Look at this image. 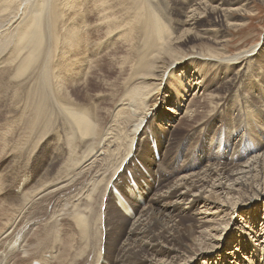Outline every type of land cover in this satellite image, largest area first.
<instances>
[{
  "label": "bare ground",
  "instance_id": "6f19581e",
  "mask_svg": "<svg viewBox=\"0 0 264 264\" xmlns=\"http://www.w3.org/2000/svg\"><path fill=\"white\" fill-rule=\"evenodd\" d=\"M256 4L264 0H0V96L13 98L0 158L17 173L0 174V264H53L58 243L61 264H229V254L219 262L216 243L240 226L233 217L249 212L243 223L256 231L264 222V36L231 49ZM120 45L113 62L95 60L93 48L113 47L112 55ZM178 71L184 82L169 74ZM162 82L177 89L159 107ZM194 85L210 100L191 103L180 128L168 130L166 106L181 111ZM239 107L246 115L236 116ZM182 125L201 128L198 147L177 166ZM202 134H217L214 146ZM79 182L77 209L66 207L71 221L42 213V200ZM201 212L218 224L202 229L211 223L197 219ZM244 235L232 258L242 261L247 242L250 263L259 264L261 249Z\"/></svg>",
  "mask_w": 264,
  "mask_h": 264
},
{
  "label": "rangeland",
  "instance_id": "374dc122",
  "mask_svg": "<svg viewBox=\"0 0 264 264\" xmlns=\"http://www.w3.org/2000/svg\"><path fill=\"white\" fill-rule=\"evenodd\" d=\"M258 8V9H257ZM253 9H254V11H255V13H257L258 15H257V17L256 18H250V20L248 21V27L247 28H245L243 31H241V32H233L234 34H233V38H232V41H231V49L233 50H231L232 52H236L238 49H243V48H245V47H247V46H250L251 44H259L260 42H261V40H262V37L264 36V7H262L261 8V6H260V4H256L255 5V7H253ZM10 13V12H9ZM11 14V13H10ZM253 19V20H252ZM1 30L3 31V30H5V23L4 24H2V28H1ZM10 37H14V31L13 32H10V33H8L7 34V39H9ZM239 37V38H238ZM89 44V43H88ZM116 46V45H115ZM114 46V47H115ZM90 47H92V46H90ZM104 48V47H103ZM112 49H113V47H111ZM107 49V50H105V49H101V50H99L98 51V49L97 48H93V54H94V56L96 57L95 58V60H99L101 57H103V56H108L105 60H104V62L106 61V62H110V61H114V58L117 56H119L120 55V53L119 54H117L118 52H121V51H123V46L122 45H120V47H119V49H117L116 51H114V53L112 54V55H110V52H111V50L112 49ZM100 53V54H99ZM110 55V56H109ZM115 55V56H114ZM69 58V53H68V56H67V59ZM190 58V56L189 55H187L186 56V59L185 60H188ZM71 64L72 65H69L72 69L74 68V66L75 67H77V65H75V60H71ZM175 71V70H174ZM173 72V71H172ZM169 73L170 74V76L173 78V79H176V80H178L179 81V83H181V82H184V77H185V72L184 73H180L179 71L178 72H176V73ZM71 74H73V71L71 72ZM168 74V75H169ZM168 75H167V77H168ZM72 77L74 78V76L72 75ZM118 76L117 75H115L114 77H113V79H111L110 80V82L111 83H113V82H115V79L117 78ZM100 79V74L97 76V81H100L99 80ZM167 79V78H166ZM77 80H81V78L79 77ZM227 82H228V80H227ZM251 82V81H250ZM249 82V83H250ZM81 83V82H80ZM166 82H162L161 84H159V86L160 87H162V90H161V92L160 93H158L157 95H158V98H157V104L159 105V107L161 106V105H163L166 101H167V98H171V96H170V93H171V88H173V89H177V82H173L172 84H171V87H168V86H166V84H165ZM261 84H262V90L264 91V83L263 82H261ZM203 85V84H202ZM164 86H166V88L164 89ZM75 87V86H74ZM185 90H186V94L183 96V99H182V105H181V111H176V110H173L172 108H173V105H171V104H168L167 106H166V109L168 110V114H170V115H172V116H174V118H172L171 120H170V122H169V124L170 125H168V130L169 129H172V132L173 131H176L178 128H180V121H181V119L183 118L182 116H184L185 115V113H186V109L188 108V106L191 104V103H193V102H197L198 103V107L200 106L199 104H202L204 101L206 102V100H210V96L209 95H207L208 93L207 92H205V93H203V92H201L199 89H197V86L196 85H194V86H192L191 87V89H189V88H186L185 87ZM204 90V89H203ZM213 90V89H212ZM211 90V91H212ZM10 96H12L9 92H4V94H2L1 96H0V123H4L7 119V117H6V113H7V111H9L10 109L9 108H7V105H9V104H11L12 102H13V98L12 97H10ZM108 95H106L105 97H107ZM101 98L103 97V96H100ZM99 98V97H98ZM261 99H263V97H260ZM6 99V100H5ZM9 99V100H8ZM5 100V101H4ZM73 101V100H72ZM233 101V100H232ZM231 101V99H229L226 103H228V102H232ZM2 102V103H1ZM4 102V103H3ZM74 102V101H73ZM199 102H201V103H199ZM208 102V101H207ZM196 106V107H197ZM198 107H197V109H198ZM224 107H225V110H229V109H227V105H224ZM223 107V108H224ZM108 110H110V108H107ZM106 109V112L108 111ZM190 110H192V108H190ZM196 110V108H194L192 111H195ZM207 110V109H206ZM205 109L203 110V109H198L197 111H198V114H202V113H205V111H206ZM242 111V115L244 114V115H246V113L244 112L243 113V110H242V108L241 107H239V109H238V112L236 113V116H237V114H239L240 112ZM231 112V111H230ZM224 113V111H222V114ZM9 114V113H8ZM181 114V115H180ZM10 115V114H9ZM231 115H232V117H234L233 116V114H232V112H231ZM231 118V117H230ZM2 121H4V122H2ZM177 121V122H176ZM190 121V119H188V122ZM243 121H244V119H243ZM176 122V123H175ZM179 122V123H178ZM170 126V127H169ZM219 126H220V124H219ZM198 127V126H197ZM197 127H193L192 129H188V128H186L184 125H182L181 126V129L182 130H178V133L177 134H180V133H185L186 135H185V137H186V139H185V143H186V148H185V151H184V154L182 155L181 154V159L176 163V165L177 166H181V165H183L184 164V162L183 161H185V159H184V155L185 154H192L193 153V151H194V149L195 148H197L198 147V144H196L195 143V141L194 140H192L195 136H196V134H197V129H199V128H201V126H199V128H197ZM204 131H202V133H203ZM192 133V134H191ZM195 133V134H194ZM191 134V135H190ZM202 135H204V134H202ZM157 136H158V134H157ZM167 139L169 138V135H167V134H165L164 135ZM189 136V137H188ZM205 136V135H204ZM217 134H213V135H211V136H209V137H206V142H207V145H211V146H214L213 144H214V141H215V139H217ZM144 140L146 139L145 137L143 138ZM192 141V142H191ZM0 147H2L3 146V143L1 142L0 143ZM161 145V144H160ZM189 149V150H188ZM188 150V151H187ZM1 159V161H0V165H2L1 166V168H0V174H1V178L2 177H7V178H9V179H13V176L15 177L16 175L15 174H17L15 171V173H13V170L16 168L15 167V163H11L10 161H7V162H4L5 161V159H2V157L0 158ZM180 161H182V163L183 164H181L180 163ZM2 162H4V163H2ZM8 165H10V167L8 166ZM7 166V167H6ZM6 167V168H5ZM9 167V168H8ZM201 167H203L202 165H199V168H201ZM5 169V170H4ZM11 169V170H10ZM5 172V173H4ZM12 173H13V176H12ZM3 175V176H2ZM86 180V179H85ZM172 181H170L169 183H171ZM81 183L82 182H79V184L75 187V189L72 191V192H70L71 193V196L68 194V192H65V193H63L62 195L64 196L65 194V196H64V199L62 200V198H63V196L62 195H60L61 196V198H59L60 196H54V197H51V198H49V200H47V199H44V200H42V204H41V208H43L44 210H42V213H48L49 211H51V209H52V211L54 212V213H57V214H59V217L60 218H64V217H66L62 222H59V224L60 225H64L65 224V222L67 221V220H72V214L70 213V211H72V213H74L73 212V210L75 211V208L77 209V207H75L74 208V204H75V201L77 200V198H78V195H79V192H80V185H81ZM78 187V188H77ZM79 191V192H78ZM74 193V194H73ZM77 193V194H76ZM69 196H68V195ZM73 194V195H72ZM66 196H68V197H66ZM74 196H76L75 198H74ZM56 197V198H55ZM55 198V199H54ZM60 199V200H57V199ZM71 199H73V200H75L74 202H72L71 201ZM62 200V201H61ZM44 201H48V202H51V204L50 203H48V202H44ZM58 201H59V203H60V207L58 208V209H56V205H58ZM70 201V202H69ZM68 203V204H67ZM74 203V204H73ZM46 204V205H45ZM50 204V205H49ZM71 204H73L72 206H71ZM52 206V207H51ZM68 206H70L69 208L70 209H72V208H74V209H72V210H70V209H67L68 208ZM46 207V208H45ZM50 207V208H49ZM61 207H62V209H61ZM67 207V208H66ZM65 208V209H64ZM64 209V210H63ZM1 210H3V208H2V203L0 202V219H1V217H2V215H3V213H2V211ZM55 210H57V211H59V213L56 211L55 212ZM67 210H70L69 211V213L67 212ZM196 210H199V207H197L196 209H195V211ZM64 211V212H63ZM195 211L194 212H192V213H190L189 214V217L190 216H192L194 213H195ZM60 212H62V213H60ZM67 213V214H66ZM61 214V215H60ZM66 215V216H65ZM70 215V216H69ZM249 215V212H247V213H243L242 215H240V216H238V217H233V224H236V223H239V225L241 226V225H243L242 227V230H238L239 229V227L240 226H235V225H233V226H230V228L226 231V234L224 233L225 232V230L222 232L223 233V235H222V237L217 241V243H216V247H217V249L219 248V247H221L220 248V250L218 251V253H217V255L218 256H220V257H217V258H219V262H223V261H225V259L223 258V256H226V257H228L229 255H231V258H227V260L229 261L228 263L229 264H243V261L244 260H246V261H248L249 262V264H251L250 263V261H249V259L252 257V254H251V248H250V243H247V242H244V244H247V246H248V248L242 253V261L241 262H239V263H235V260H234V258H232V256H236L235 255V253L233 252V251H231V247H233L234 248V244H235V242L236 241H239L238 240V237L241 235V234H245L244 236H246L247 238H248V240L251 242V245L252 246H255L256 248H259V249H261V252H259L260 253V263L259 264H263V262H264V259H262L261 258V256H262V251L264 250V243L263 244H261L263 241H264V239L262 240V241H258L257 240V237L254 239L253 238V236H262L263 234H264V222H260V223H258L259 225H260V229H259V231H256V228L257 227H252V226H250L249 224H246V226H245V228H244V221L242 220V218L243 217H247ZM62 216H64V217H62ZM69 216V217H68ZM205 216H207V213L204 215V213H199L198 214V216H197V219H199V220H201L202 222L203 221H210V225H204V226H202V229H206L207 228V226H213V228H214V226L216 225V224H218V221H216L215 222V220H210V219H206L207 217H209V216H207V217H205ZM71 217V218H70ZM205 218V219H204ZM3 219V218H2ZM231 220V219H230ZM230 220H229V223H230ZM201 222V223H202ZM213 222V223H212ZM1 223H3V222H0V224ZM57 223H58V221H57ZM214 223H216V224H214ZM229 223H228V225H227V227L229 226ZM201 225H203V224H201ZM62 227V226H61ZM62 229V231L64 232V233H66L65 232V228H61ZM210 230V229H209ZM200 231L201 230H199L198 232H197V236H199V234H200ZM248 232L251 234V235H249L248 234ZM221 233V234H222ZM70 234H72V231H71V233ZM225 234V235H224ZM32 236H31V234L28 236V238H31ZM204 240H206V242H209V241H211V240H209L208 239V237L206 236L205 238H204ZM244 241V240H243ZM222 242H223V244H222ZM25 245H27L26 244V242H25ZM56 246V249L53 251V255H54V257L56 258L54 261H53V264H61L62 263V260H60V258L61 257H59V251H60V244L58 243V244H56L55 245ZM30 250H32V248H30ZM236 250L238 251V247H236ZM208 253V251H206L205 253H203V255H205V254H207ZM229 254V255H228ZM18 257H22V256H20V254H16V256H14V260H16ZM203 259V258H202ZM58 261H59V263H58ZM204 261V260H203ZM202 261V262H203ZM207 261V260H206ZM218 262V261H217ZM77 264V263H76ZM80 264H82V261L80 262ZM206 264H214V263H206ZM216 264V263H215Z\"/></svg>",
  "mask_w": 264,
  "mask_h": 264
}]
</instances>
